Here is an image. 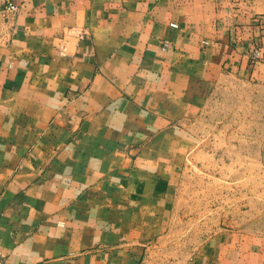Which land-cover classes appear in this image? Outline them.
Masks as SVG:
<instances>
[{"label": "crops", "instance_id": "0c3cea01", "mask_svg": "<svg viewBox=\"0 0 264 264\" xmlns=\"http://www.w3.org/2000/svg\"><path fill=\"white\" fill-rule=\"evenodd\" d=\"M8 3L16 8H0V256L146 264L144 160L153 162L162 139L173 149L205 85L264 87V0ZM188 263L264 264V236L222 232Z\"/></svg>", "mask_w": 264, "mask_h": 264}, {"label": "rangeland", "instance_id": "374dc122", "mask_svg": "<svg viewBox=\"0 0 264 264\" xmlns=\"http://www.w3.org/2000/svg\"><path fill=\"white\" fill-rule=\"evenodd\" d=\"M251 87L205 85L198 110L178 121L173 149L162 139L153 162L144 160L146 264H189L222 232L264 236V98L254 96L264 87Z\"/></svg>", "mask_w": 264, "mask_h": 264}, {"label": "built area", "instance_id": "2783aa9c", "mask_svg": "<svg viewBox=\"0 0 264 264\" xmlns=\"http://www.w3.org/2000/svg\"><path fill=\"white\" fill-rule=\"evenodd\" d=\"M6 7L8 9L13 10L16 8V5L14 3H8ZM171 25L174 27L178 26L177 23H172ZM203 43H207V41L204 40ZM165 46H168V44H166ZM250 55L252 56L253 59H259L261 57V52H260L259 48H255L251 51ZM0 264H5L2 256H0Z\"/></svg>", "mask_w": 264, "mask_h": 264}]
</instances>
